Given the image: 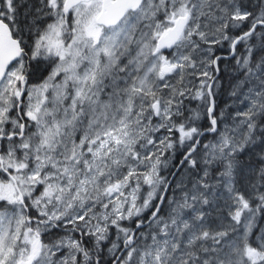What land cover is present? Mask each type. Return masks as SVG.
<instances>
[{
	"label": "snow or ice",
	"instance_id": "1",
	"mask_svg": "<svg viewBox=\"0 0 264 264\" xmlns=\"http://www.w3.org/2000/svg\"><path fill=\"white\" fill-rule=\"evenodd\" d=\"M261 221L264 0H0V264H264Z\"/></svg>",
	"mask_w": 264,
	"mask_h": 264
},
{
	"label": "trees",
	"instance_id": "2",
	"mask_svg": "<svg viewBox=\"0 0 264 264\" xmlns=\"http://www.w3.org/2000/svg\"><path fill=\"white\" fill-rule=\"evenodd\" d=\"M222 102H223V97L221 98V105H223V104H222ZM193 106H194V105H193ZM261 223H264V222H263V221H261Z\"/></svg>",
	"mask_w": 264,
	"mask_h": 264
},
{
	"label": "flooded vegetation",
	"instance_id": "3",
	"mask_svg": "<svg viewBox=\"0 0 264 264\" xmlns=\"http://www.w3.org/2000/svg\"><path fill=\"white\" fill-rule=\"evenodd\" d=\"M223 102H224V100H223ZM223 102H222V104H223ZM221 107H223V105H221Z\"/></svg>",
	"mask_w": 264,
	"mask_h": 264
},
{
	"label": "bare ground",
	"instance_id": "4",
	"mask_svg": "<svg viewBox=\"0 0 264 264\" xmlns=\"http://www.w3.org/2000/svg\"><path fill=\"white\" fill-rule=\"evenodd\" d=\"M264 222V221H263Z\"/></svg>",
	"mask_w": 264,
	"mask_h": 264
}]
</instances>
